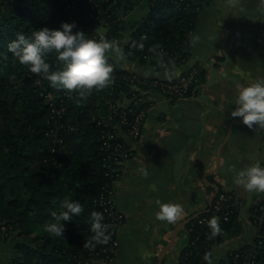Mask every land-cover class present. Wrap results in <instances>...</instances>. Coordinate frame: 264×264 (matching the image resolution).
<instances>
[{"label":"trees","instance_id":"obj_1","mask_svg":"<svg viewBox=\"0 0 264 264\" xmlns=\"http://www.w3.org/2000/svg\"><path fill=\"white\" fill-rule=\"evenodd\" d=\"M145 2L143 16L125 21L123 14L118 15L117 8L110 5L111 0H0V180H4L0 182V221L25 239L14 248V258L22 256L19 264H91L99 260L110 264L114 261L115 250L111 246L117 227L99 205V199L102 192L113 188L122 165L113 164L114 150L104 149L102 144L106 139L113 145L125 144V140L118 134L110 137L114 132L106 121L115 106H125L128 101H138V105L131 104L133 109L149 107L148 97L153 89L148 83L154 79L136 76L146 84L131 81L134 74L110 57L109 62L114 65L112 83L94 90L84 100L75 93L51 87L42 76L21 64L8 51L7 44L17 32L30 37L34 30L56 29L63 22H75L73 31L82 30L94 39H98L94 29L105 27L103 36L119 41L128 61L157 65L159 58L150 51L153 44L162 45L165 65L169 60L183 61L188 55L183 50L189 48L188 36L199 15L197 3L189 0ZM124 23L129 30L125 35L128 41L124 36L118 40ZM132 41L143 42L145 46L134 48ZM47 59L53 70L62 66L55 52L48 54ZM191 69L198 70V74L186 96H191L194 87L203 83L206 76V71L198 66L182 75ZM177 79L162 81L173 83ZM221 191L219 187L218 193ZM65 199L79 201L84 211L73 221L65 222L63 236H53L43 226L54 221L53 212L63 211ZM262 204L264 198L249 207V220L258 228L254 240L238 250H229L226 258L217 264H264V218L260 225L254 222ZM92 211L103 213L111 233L107 244H97L94 249L85 246L92 236ZM212 216L210 210L185 226L190 241L180 254V264H206L205 253H212L214 246L241 233L243 217L234 198L223 203L216 215L223 233L209 238L211 229L200 224V220H209ZM247 249L254 255L252 263L242 258L234 262L233 255Z\"/></svg>","mask_w":264,"mask_h":264},{"label":"crops","instance_id":"obj_2","mask_svg":"<svg viewBox=\"0 0 264 264\" xmlns=\"http://www.w3.org/2000/svg\"><path fill=\"white\" fill-rule=\"evenodd\" d=\"M229 5H234L231 13ZM201 7L183 61L169 60L167 67L120 62L142 78L172 80L195 66L206 71V76L194 96L171 100L153 94L140 138L123 136L133 154L122 164L114 185V206L124 215V223L117 231L119 246L110 264H157L174 227L205 211L215 186L232 193L243 221L239 235L213 247V264L256 236L249 207L263 199L264 193L235 185L229 165L236 164L237 169L257 162L264 165V127L250 129L230 113L241 85L264 72V0H207ZM226 14H233L230 21ZM210 68L211 79L202 86ZM169 72L171 78L166 75ZM158 199L182 206L176 221L156 217ZM189 241L183 227L162 264H178Z\"/></svg>","mask_w":264,"mask_h":264},{"label":"clouds","instance_id":"obj_3","mask_svg":"<svg viewBox=\"0 0 264 264\" xmlns=\"http://www.w3.org/2000/svg\"><path fill=\"white\" fill-rule=\"evenodd\" d=\"M75 22H63L59 28L43 27L34 30L31 36L17 32L7 48L19 62L34 73L42 76L51 87L75 93L79 98L86 100L94 90H101L112 83L114 65L109 62L110 57L116 63L126 61L127 56L119 41L101 36L98 39L89 38L84 31L77 29ZM146 37H142V40ZM132 47L144 48L143 42L132 41ZM150 51L159 58L160 66H165V52L162 45L153 44ZM55 52L57 59L62 62L58 70H53L47 56ZM171 78L172 73H166ZM235 107L231 117H239L248 128L264 127V77L250 80L241 85L234 100ZM233 172V183L249 192L264 193V165L260 162L245 168L237 169L236 164L229 165ZM144 175H147L145 170ZM158 210L156 217L168 222L176 221L183 212L181 205L172 202L156 201ZM63 211L53 212L54 221L44 225V230L53 236H63L66 223L73 221L83 211V205L73 199L62 202ZM211 229L209 238L221 232L219 219L212 216L207 221ZM110 225L104 221L103 213L91 212V238L85 246L94 249L97 244H107L111 239ZM206 264H213L212 253L207 252L203 257Z\"/></svg>","mask_w":264,"mask_h":264},{"label":"built area","instance_id":"obj_4","mask_svg":"<svg viewBox=\"0 0 264 264\" xmlns=\"http://www.w3.org/2000/svg\"><path fill=\"white\" fill-rule=\"evenodd\" d=\"M189 1H199V0H189ZM198 74V70L191 69L187 74H184L182 76H179L176 82L168 83L164 82L159 79H154L150 81L148 84L153 89L152 94L149 95L148 99L151 101L153 98V94H159L161 96H165L167 99H180L186 97V94L189 90L190 85L193 81H195V78ZM131 81L136 80L139 83L146 84V82H142L139 78H137L135 75L130 78ZM128 100H126L127 102ZM129 104L125 106H115L112 113L109 114V117L106 121V124H109L112 126V130L114 133H111L110 137H114V134L121 135L122 137L128 136L132 140H137L140 138L142 133V123L146 116V112L148 110V107L141 108L139 106L138 109H133L131 104L138 105V101H128ZM118 116V118L116 117ZM118 119L116 122L115 119ZM126 127V128H125ZM103 148L108 149L112 148L115 152V155L113 157V164L115 166L122 165L125 161H127L133 154L132 149L127 145L126 141L125 144L122 143H115L114 145L110 142V139H106L103 141ZM110 156H108V159ZM115 182H113V188L111 190H107L105 193H107V198L104 192L100 195L99 199V205L103 207V210L106 212V214L111 217V221L114 223V225L117 227V231L124 222V215L117 211L114 206V185ZM234 196L231 192H228L227 190L222 189L220 193L217 192L210 210L213 213V216L217 215V212L221 209L223 203H227L228 201L232 200ZM115 209V212L113 211ZM260 214L259 216L254 220L255 223H258L259 225L263 221L264 218V204L259 206ZM217 217V216H216ZM228 218L225 217V220ZM208 219L203 218L200 220V224L207 225ZM256 232H258V228H256ZM221 233H223V230H221ZM117 244V238L113 240L111 250H116ZM107 257H109L107 255ZM234 262L238 258H242L246 260H250L252 263V259L254 258V255L251 254L250 249L244 250L243 252L235 253L233 255ZM185 264V263H183ZM243 264V263H241Z\"/></svg>","mask_w":264,"mask_h":264},{"label":"rangeland","instance_id":"obj_5","mask_svg":"<svg viewBox=\"0 0 264 264\" xmlns=\"http://www.w3.org/2000/svg\"><path fill=\"white\" fill-rule=\"evenodd\" d=\"M145 1H147V0H111V4L110 5L112 7L115 6L117 8V11H116L117 14L121 15V13H122L123 15L121 17L125 21H128L129 18L131 20L132 19H138V18H140L141 16H143L145 14V4H146ZM206 1L207 0L196 1L195 2V4L197 3V10L196 11H199V13H200V11L202 9L201 6L203 4H205ZM232 6H234V5H229L228 6L230 13L232 12ZM128 8H129V10H127ZM232 15L233 14H226L227 19H229ZM228 21H230V19ZM126 23H124V27L125 28L120 31L118 40H122V37L124 36V40L128 41V36H125L126 33L129 32V30L127 32ZM209 27H210V24H209ZM93 32L95 33L97 38H99L98 34L103 36L104 33L106 32V29H105V27H98V28H95ZM187 49L189 50V48L185 47L183 52L188 51ZM121 66H122V64H121ZM165 67H167V65H165ZM262 77H264V72L261 74L260 78H262ZM239 83H240V81H239ZM239 83H237V84H239ZM124 100L125 101L127 100L126 97H124ZM1 124H2V120L0 119V125ZM260 144H261V141H260ZM0 182H4V180L1 179ZM7 229L8 228L3 223V221H0V264H13V258L14 257L16 258V256L14 255V248L16 246V243L20 242V241H25V239L23 238L22 234H18L19 233L18 231L11 230V228L8 229V230ZM32 235L33 234H31L30 237ZM26 241H28V240L26 239ZM117 244L119 246L118 241H117ZM118 246L116 247V250H117ZM21 258H22V256L18 255L17 259H15L16 260L15 264L21 263L22 262ZM98 262H99V264H105V262L101 261V260H99ZM91 264H94V263H91ZM178 264H180V263H178ZM181 264H183V263H181Z\"/></svg>","mask_w":264,"mask_h":264},{"label":"water","instance_id":"obj_6","mask_svg":"<svg viewBox=\"0 0 264 264\" xmlns=\"http://www.w3.org/2000/svg\"><path fill=\"white\" fill-rule=\"evenodd\" d=\"M185 51H186V50H185ZM211 76H212V68L209 69V77H208L207 81H206L204 84H202V86H206V85L208 84V82H209L210 79H211ZM198 88H199V85L196 86V87H194V89H193V91H192V95H193V96L195 95V93H196V91H197ZM229 133H230V129H229ZM229 133H228V135H227V138H228V136H229ZM219 155H220V149H218V152H217V156H218V157H219ZM218 189H219V187L215 186L214 193L212 194V196H211V198H210V201H209V206H208V208H207L205 211H202V212H198V213H196V214L193 215L192 217H190V218H188V219H186V220H184V221L178 223V224L174 227V229H173V231H172V234H171V237H170L169 241H168V242L166 243V245L162 248V250L160 251V253H159V255H158V258H157V264H162L166 252L172 247V245H173V243H174V241H175L176 235H177V233H178V231H179L180 229H182L183 227H185L190 221H192L193 219H195V218L198 217L199 215L210 212V208H211L212 202H213V200H214V198H215V196H216V194H217V192H218Z\"/></svg>","mask_w":264,"mask_h":264}]
</instances>
